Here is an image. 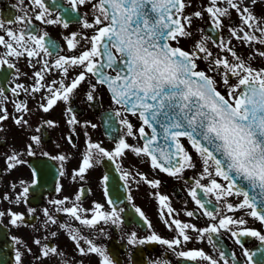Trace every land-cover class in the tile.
<instances>
[{
    "label": "snow or ice",
    "instance_id": "obj_1",
    "mask_svg": "<svg viewBox=\"0 0 264 264\" xmlns=\"http://www.w3.org/2000/svg\"><path fill=\"white\" fill-rule=\"evenodd\" d=\"M249 2L209 0L207 7L196 11L192 16H187L184 15V10L189 5L185 0H69L74 11L78 6L88 7L92 19L83 21L82 28L91 29L94 34L89 37L73 33L65 38L69 51L75 50L81 42L89 44L90 48L79 56L58 55L51 64L47 58L53 56L58 45L51 41L46 43L45 35L31 34L34 29L30 23H25L26 16L8 22L23 23L24 26L19 32L0 22V30L4 32V35H0V46L5 50L6 57L20 58L26 55L29 60L40 57L41 54L44 57L37 61L41 64L40 71L33 73L35 86L29 90L18 84L12 89L14 95L20 94L18 90L31 95L46 87L49 96L46 105H41V109L47 113L58 102L66 103L82 82L86 81L87 74H91L96 78V84L91 86L92 92L86 94L88 101L94 100L97 85L104 86L109 93L110 102L117 106L116 117H121L124 113L138 115L142 122L143 126L137 131L143 141V147L129 145L124 138H120L114 150L109 151L98 143L86 141V150L82 154L78 171L73 174L74 177L84 179L86 171L99 164L101 157L115 162L117 158L125 155V150H130L138 157L141 155L149 157L150 167L166 173L169 177H180L184 171L195 167L193 157L181 143L182 139L189 142L200 158L201 175L189 189L188 195L200 209L213 205V210H205L203 215L215 223L205 229H198L190 223L171 218L174 210L165 203L168 198L157 195L162 209L160 218L168 224L164 212L166 209L171 218L169 230H172L171 226L174 225L176 236L170 241L152 233L146 239H138L133 232L127 240L130 245L157 243L174 250L182 242L186 244L192 239L186 230L196 232L200 237L208 234L209 242L213 239L212 234L219 233L220 230L231 231L234 237L251 236L264 242V235L256 230L243 229L238 232L232 230L237 226H243L245 220L234 219L224 212V209L227 212L250 210L246 211V215L264 225V69H253L228 47L227 41H221L218 47L221 52H228L233 57L232 61L219 56L213 58L212 52L206 47L207 38L196 42L191 51L176 46L181 39L191 38L188 27L193 18L199 19L203 13H208L213 28L221 29L224 27L222 19H230L233 10L238 13L240 24L237 26L233 23L228 28L230 36L244 44L264 45V18L258 19L253 12L255 5L264 0ZM19 3L23 5L24 0H19ZM33 3L41 10L35 15V19L40 21L47 9L44 8L42 0H33ZM220 3L226 4L227 7H219ZM46 23L53 24L59 21L47 20ZM63 27L67 28L68 25L64 24ZM256 33H259V37ZM256 54L264 57V52ZM248 59L251 60L252 57ZM198 61H204L207 67L200 69ZM0 64H7L8 68L14 67L6 58H0ZM77 67L82 71L66 84L64 79L68 78L69 70ZM50 70L58 71L62 79L52 80L51 84L45 86L41 82L46 79ZM216 74L220 76L219 81L215 78ZM233 79L236 81L235 84L231 83ZM56 85L58 87H55ZM220 85L224 86L226 94L219 90ZM0 97L7 100L2 88ZM14 107L18 112H28L26 104L22 106L15 103ZM4 112L6 110L0 105V113ZM7 119L6 114L0 115V122ZM119 122L125 126V135L136 139L133 125L129 120L124 118ZM14 123L26 126L28 122L21 117L15 118ZM47 123L54 126L52 121ZM68 123L74 125L78 121L72 117ZM144 126L151 129L150 134L145 132ZM36 131L39 132L40 129L37 128ZM31 141L39 144L40 138L33 136ZM68 142L73 143L71 137ZM33 154L30 147L28 155ZM55 159L64 161L66 157L61 155ZM14 162H20L16 155L7 157L6 168H14ZM117 169L122 171L119 164ZM63 174L61 172V175ZM130 175L129 172L122 171L120 179L125 181V188L128 187ZM139 178L154 189L160 185L159 180L148 181L143 174H139ZM217 178L226 182V185L219 183ZM241 178L251 189L260 190L259 200L256 195L250 196L248 191L238 186L237 181ZM103 179L106 181L108 177L105 176ZM204 180H208V183L203 184ZM198 190L202 196H198ZM27 192L28 188L25 187L23 189L25 197ZM232 195L243 197V200L238 205L226 202L227 197ZM210 196L215 197V201L208 198ZM3 199L9 201L10 197L5 194ZM80 199V195H77L71 207H64L67 198L51 201L53 205L60 206L57 207L58 212L62 211L68 217L65 223L59 224V227L68 229L70 239L76 241L75 249L81 256L91 258L94 255L97 258L96 264H114L103 246H97L93 239L81 235L71 226V222H78L82 226L81 231L99 227V235H105L106 230L103 226L119 227L118 212L114 208L107 212L102 211V206L97 203L91 212V218H86L88 210L76 203ZM128 199L131 202V196ZM222 203L223 209L220 207ZM135 212L146 225H149L140 208H135ZM4 215V212H0V217ZM8 215L13 225L24 219L23 215L10 211ZM44 215L48 218L47 222L57 223L47 210L44 211ZM184 215L191 218L194 212L186 211ZM81 241L86 248L81 246ZM34 243L39 245L41 242L35 240ZM50 253L57 254L58 249L45 245L42 255L47 257ZM176 255L195 264H218L216 259H212L202 250L179 251ZM220 259H224L223 255ZM16 264H21L19 252L16 254ZM154 264L168 262L161 260Z\"/></svg>",
    "mask_w": 264,
    "mask_h": 264
},
{
    "label": "flooded vegetation",
    "instance_id": "obj_2",
    "mask_svg": "<svg viewBox=\"0 0 264 264\" xmlns=\"http://www.w3.org/2000/svg\"><path fill=\"white\" fill-rule=\"evenodd\" d=\"M185 2L189 5L184 10V15L187 16H192L193 13L209 4V0H185ZM42 3L47 11L44 13L43 19L37 21L35 15L41 10L37 9L33 0H24L23 5L19 3V0H0V22H4L6 27L19 32L24 26L23 23L9 24L8 22L14 21L17 17L26 16L25 23H30L34 29L31 34L45 35L46 43L51 41L58 45L53 56L47 58L49 64L58 55L79 56L84 50L90 48L89 44L81 42L75 50L69 51L65 39L73 33L89 37L94 34L91 29L82 28L83 21L92 19L88 7L78 6L74 11L69 0H42ZM218 6L227 7L224 3H220ZM243 6L242 4L241 7ZM249 6L251 7L250 2ZM21 9L25 11H21ZM253 12L258 19L264 18V2L257 3ZM47 20L59 21V23L47 24ZM222 23L223 28L214 29L209 14L203 13L202 18H193L188 27L191 38L181 39L176 46L191 51L196 42L207 38L206 47L212 52L213 58L219 56L232 61L233 57L227 52H221L218 47L221 41H227L228 44L235 47L234 51L237 56L243 58L253 69H264V57L256 54L264 52V45L259 43L244 44L229 34L228 28L233 23L237 26L240 24L238 13L234 10L231 11L230 19L223 18ZM64 24H67L68 27H63ZM27 34L29 33H25V35ZM0 35H4L2 30H0ZM256 35L259 37V33ZM4 52L5 50L0 46V58L9 59L14 64L13 68H8L7 64H0V88L4 90L7 97V100L0 97V105L6 110L0 115L8 116L7 120L0 122V212L5 213L0 217V221L8 228V235L13 242L14 255L11 264H16L17 252L20 253L21 264H96L97 258L94 255L91 258L81 256L75 249L76 241L70 239L68 229L59 227L60 223H65L68 220V217L62 211H57V207L60 206L51 203L54 200L67 198L64 207H71L77 195H80L81 199L76 203L88 210L85 214L86 218H91V212L94 211V205L97 203L102 206V211L107 212L114 208L118 212L119 227L103 226L106 230L105 235H99V227L81 231L82 226L78 222H71V226L81 235L93 239L97 246H103L108 251L110 258L113 259L114 264H154L161 260L167 261L168 264H177L181 258L176 255V252L188 250H202L212 259H216L218 264H225V261L227 264H234L233 260L237 264H264V242L251 236L234 237L231 235V231L220 230L219 233L212 234L213 239L209 242L208 234L200 237L196 232L186 230L192 239L186 244L182 242L174 250H169L166 246L157 243L128 244L129 235L133 232L136 233L138 239H146L155 233L161 238L171 241L176 236L174 225L171 226L172 230H169L168 225L171 218L190 223L198 229H205L215 223L203 215L205 210L212 211L213 205H207L206 209H200L188 195L189 189L201 175L200 158L191 148L189 142L182 139L181 143L193 157L195 167L184 171L180 177H169L166 173L151 168L149 157L144 155L138 157L130 150H125V155L117 158L115 162L101 157L99 164H95L93 168L86 171L84 179L74 177L73 174L78 171L82 154L86 150V141L98 143L109 151L114 150L115 144L120 138H124L129 145L143 147V141L137 131L143 126L139 116L124 113L121 117H116L117 106L110 102L109 93L104 86L97 85L94 100L88 101L86 94L92 92L91 86L96 84V78L91 74H87L86 81L82 82L66 103L60 101L53 109L45 113L42 111L41 105H46L49 96L46 87L31 95L23 90H18L19 95H14L12 92V89L18 84L29 90L35 86L33 73L40 71L41 64L37 61L44 59L43 54L29 60L26 55L20 58L6 57ZM249 57L252 59L249 60ZM198 63L203 66L206 64L204 61H198ZM30 65H34V67ZM200 69H203L202 66ZM81 71L82 69L79 67L70 69L68 78L64 79V82L70 83L71 79ZM209 74L212 75V73ZM217 77L220 80V76ZM61 79L58 71L50 70L46 79L41 83L47 86L51 84L52 80ZM231 83L235 84V79ZM219 90L226 94L223 85H220ZM15 103H20L22 106L26 104L28 112H18L14 107ZM21 117L28 122L26 126L14 123L15 118ZM72 117L78 121L77 124L70 125L68 123ZM124 118H127L133 125L136 139L125 135V126L119 122ZM48 121H52L54 126H49ZM91 125H95V127L93 128ZM144 127L145 132L150 134L151 129L147 126ZM37 128L40 129L39 132L36 131ZM33 136L40 138L39 144L32 143L31 137ZM69 137L72 139V144L68 142ZM30 147L33 155H28ZM11 155H16L20 162H14L15 167L7 169L6 158ZM61 155L66 157L64 161L55 159L56 156ZM117 164L122 171L131 174L127 188L124 186L125 181L120 179L122 171L117 169ZM61 172L64 174L61 175ZM139 174H143L148 181L159 180V187L154 189L148 183L140 181ZM105 176L108 177L106 181L103 179ZM217 180L226 185V182L219 178ZM202 183L207 184L208 180H204ZM25 187L28 188L26 197L23 195ZM5 194L10 197L9 201L3 199ZM157 195L166 196L168 199L165 203L174 210L169 218L166 209H164L168 224L160 218L162 209ZM202 195L198 190V196ZM129 196L132 198L131 202H129ZM208 198L215 201V197ZM242 200L243 197L232 195L227 197L226 202L238 205ZM137 207L144 213L151 227L139 218L135 212ZM220 207L223 209V203ZM45 210L57 221L56 224L47 222L48 218L44 215ZM9 211L23 215L24 219L13 225L10 223ZM186 211H193L194 216L191 218L185 216ZM246 211L250 210L227 212L224 209L228 216L245 220L243 226H237L232 230L237 232L243 229L256 230L264 235V225L246 215ZM180 239L182 240V238ZM35 240H40L41 243L37 245L34 243ZM80 243L82 247L86 248L82 241ZM45 245L48 248H57L58 253H50L47 257L43 256ZM221 255L224 259H220Z\"/></svg>",
    "mask_w": 264,
    "mask_h": 264
},
{
    "label": "water",
    "instance_id": "obj_3",
    "mask_svg": "<svg viewBox=\"0 0 264 264\" xmlns=\"http://www.w3.org/2000/svg\"><path fill=\"white\" fill-rule=\"evenodd\" d=\"M235 174H233L234 176ZM238 186L243 187L245 191L249 192V195H256L257 200L260 199V190L251 189L250 186L247 185V182L243 181L242 178L237 181ZM12 258V244L9 243V238L7 236V230L6 228L0 224V264H7L10 262ZM184 260L180 261L179 264H184ZM189 264H192L191 261L188 262Z\"/></svg>",
    "mask_w": 264,
    "mask_h": 264
},
{
    "label": "rangeland",
    "instance_id": "obj_4",
    "mask_svg": "<svg viewBox=\"0 0 264 264\" xmlns=\"http://www.w3.org/2000/svg\"><path fill=\"white\" fill-rule=\"evenodd\" d=\"M228 47L232 48L233 50L235 49V47L232 44H228ZM200 66H202L203 69L207 67L206 64L204 66H203V64L202 65L199 64V67ZM216 75L219 76L218 74H216ZM217 76H215V78L219 80V78Z\"/></svg>",
    "mask_w": 264,
    "mask_h": 264
}]
</instances>
